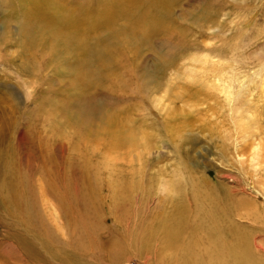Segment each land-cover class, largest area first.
I'll use <instances>...</instances> for the list:
<instances>
[{"label": "rangeland", "instance_id": "1", "mask_svg": "<svg viewBox=\"0 0 264 264\" xmlns=\"http://www.w3.org/2000/svg\"><path fill=\"white\" fill-rule=\"evenodd\" d=\"M109 160L142 180L121 208ZM176 174L221 226L249 233L238 251L264 264V0H0L2 225L35 240L48 200L64 236L49 220L43 230L62 263L42 264H143L127 242L137 212L194 209L187 192L159 194ZM122 244L130 256L115 254Z\"/></svg>", "mask_w": 264, "mask_h": 264}, {"label": "bare ground", "instance_id": "2", "mask_svg": "<svg viewBox=\"0 0 264 264\" xmlns=\"http://www.w3.org/2000/svg\"><path fill=\"white\" fill-rule=\"evenodd\" d=\"M60 21H65L68 25H72V28L78 27V23H71L72 20L68 17H61ZM73 33H75V31H73ZM240 115V118L238 117L240 121L248 125V114L242 112ZM129 133L132 135V131ZM119 137L123 139L125 134L115 136V139ZM256 149L258 150L259 147L256 146L255 152L257 151ZM115 166L117 167L113 161L109 160L108 165H106V170L108 171L111 193L115 195V202L120 204V207L123 203H127L126 198L130 190L142 186V180L135 184L134 181L131 180L133 178L131 175L133 171H131V169L128 168L130 171L126 170V172L123 171L125 167H121L122 165L117 169ZM138 169L139 167L136 168L135 173ZM124 175L129 178V182L132 181L129 185L123 180L125 178ZM179 176L180 174L174 176L169 175L168 179H161L157 185V190L159 194L167 197L176 193L185 196L187 192L193 199V211L189 213L184 203H181L176 205V209L170 215L155 213L146 222L141 221V217L137 212V223L135 227L139 228L140 232H135L133 236L129 234L130 236H128L129 238L127 239V242L131 243L137 251L134 256H138L142 259V261H144L143 264H151L150 262L154 260H157L155 264H251V262H249L251 261L249 253L243 249L238 251L239 247L249 244V233L232 225L221 226L220 221L215 217L214 209L209 208L208 205L206 206L207 199L203 196L199 184L190 177H187L185 179L183 178L182 184L180 185L178 183L180 180L177 179ZM42 199L44 198L42 197ZM47 201H41L42 214L40 215L39 222H41L42 231H39V236L35 237V240L28 239V231L13 228L11 224H5L4 226L2 225L3 223L0 222L1 227L4 229L2 236L3 240H0V244L9 242L7 250H0V264H42L49 263L50 259L53 262L62 263L55 257V248L52 244L55 242L56 238H63L64 236L63 230L60 227L59 213L54 212L53 210L57 211V209H53L49 204L47 205ZM163 203H165L164 200ZM12 208V206L8 205L7 215L14 218L10 212ZM119 210L120 209L117 211L119 212ZM251 211L248 210V213ZM26 212H30L27 205L21 210L20 214H22V217H24ZM123 214L124 212L121 214V218ZM252 214L259 215L258 212H252ZM33 216H35V214H33ZM44 219L46 221L49 220L51 223L53 227L51 234L56 238L52 239L48 231L43 230L46 229L43 222ZM20 220L22 222L23 218H20ZM122 220L124 221V219ZM215 222L218 223V225L214 226L212 224ZM121 240L123 242L122 238ZM114 244L117 245L119 243L115 242ZM113 246L112 248H114ZM119 247L120 249L115 247V254H130V249L127 244ZM56 248L58 249L57 243ZM48 252L50 255H48ZM131 254H133V252H131ZM70 261H77L78 264H85L83 259H70Z\"/></svg>", "mask_w": 264, "mask_h": 264}]
</instances>
